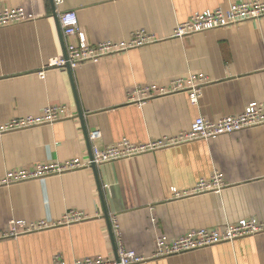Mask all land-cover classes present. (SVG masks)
I'll return each mask as SVG.
<instances>
[{"label":"crops","instance_id":"crops-1","mask_svg":"<svg viewBox=\"0 0 264 264\" xmlns=\"http://www.w3.org/2000/svg\"><path fill=\"white\" fill-rule=\"evenodd\" d=\"M249 0H64L89 45L121 42L135 31L155 43L80 64L43 70L76 38L63 37L51 0H0V12L22 9L33 20L0 27V125L37 117L49 106L69 118L0 135V178L41 165L79 161L92 150L128 141L153 143L188 131L202 117L218 121L264 102V17L175 39L192 13ZM203 76L197 105L186 93L127 100L135 86H164L174 77ZM97 133L91 141L90 135ZM0 187V232L9 221H56L69 209L89 219L0 241V264H65L116 260L114 219L124 249L139 264H264V233L165 258H153L155 238L218 228L253 218L264 223V125L210 141L155 149L95 167ZM219 173V193L176 198Z\"/></svg>","mask_w":264,"mask_h":264},{"label":"built area","instance_id":"built-area-1","mask_svg":"<svg viewBox=\"0 0 264 264\" xmlns=\"http://www.w3.org/2000/svg\"><path fill=\"white\" fill-rule=\"evenodd\" d=\"M56 9L63 37L76 38L77 44H68L65 53L61 57L50 59L43 70L55 69L58 71H72L85 62L97 61L105 57L126 52L132 48L146 46L158 41L156 37L145 31H135L130 38L121 42L106 41L96 45H89L80 31L78 19L74 11L61 10L64 0H51ZM264 17V0H249L235 3L227 8H218L214 11L192 13L183 23L176 25L172 37L183 39L184 37L231 26L253 22ZM33 20L22 9H5L0 12V27ZM207 79L203 76L188 75L186 77H174L167 85L135 86L127 93V100L133 103H143L150 99L168 95L186 93L192 105H197L201 97L203 86ZM65 107L49 106L43 109L37 117L14 118L0 125V135L4 133L20 131L43 125H52L69 118ZM264 125V102L250 103L244 111L236 116L223 117L218 121H208L198 117L188 131L175 137H163L153 143L132 144L128 141L109 145L102 150L93 148L92 158L87 164L79 161H69L64 164H48L37 167L34 171H14L0 178V187L23 181L40 179L50 175H58L65 172L76 171L91 165L98 167L102 164L114 162L120 159L132 157L155 149L169 148L195 141H210L220 136L231 135L245 129H251ZM97 133L90 135L93 141ZM226 183L219 173H214L208 180H200L195 187L187 193L173 191L176 198L188 195H200L219 193ZM89 217L82 211L69 209L56 221L26 222L23 220L9 221V231L0 232V241L16 238L23 234L52 229L59 226H69L88 220ZM112 231L115 238L117 258L110 261L101 257H86L77 259L72 264H139L145 259L133 252L124 249L120 240L118 225L111 219ZM264 233V223L256 219H242L235 224H223L218 228L191 229L185 234L167 239L158 236L155 238L156 251L153 258H165L191 251H196L223 243H231L237 239L251 237ZM52 264H65L59 257H54Z\"/></svg>","mask_w":264,"mask_h":264},{"label":"water","instance_id":"water-1","mask_svg":"<svg viewBox=\"0 0 264 264\" xmlns=\"http://www.w3.org/2000/svg\"><path fill=\"white\" fill-rule=\"evenodd\" d=\"M91 167H92L93 171H94L95 174H96L95 166L91 165Z\"/></svg>","mask_w":264,"mask_h":264}]
</instances>
